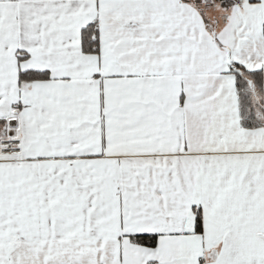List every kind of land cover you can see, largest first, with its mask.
<instances>
[{
    "label": "snow or ice",
    "instance_id": "snow-or-ice-1",
    "mask_svg": "<svg viewBox=\"0 0 264 264\" xmlns=\"http://www.w3.org/2000/svg\"><path fill=\"white\" fill-rule=\"evenodd\" d=\"M0 264H264V0H0Z\"/></svg>",
    "mask_w": 264,
    "mask_h": 264
}]
</instances>
